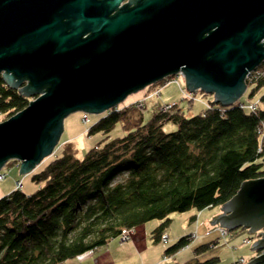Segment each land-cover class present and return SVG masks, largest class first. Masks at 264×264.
Segmentation results:
<instances>
[{"label":"water","instance_id":"obj_1","mask_svg":"<svg viewBox=\"0 0 264 264\" xmlns=\"http://www.w3.org/2000/svg\"><path fill=\"white\" fill-rule=\"evenodd\" d=\"M263 40L264 0H0V75L34 99L0 123V171L14 160L30 175L55 153L69 114H104L178 75L229 107L264 62ZM219 209L207 228L264 230V178ZM257 235L249 250L262 253L247 264L264 261Z\"/></svg>","mask_w":264,"mask_h":264},{"label":"trees","instance_id":"obj_2","mask_svg":"<svg viewBox=\"0 0 264 264\" xmlns=\"http://www.w3.org/2000/svg\"><path fill=\"white\" fill-rule=\"evenodd\" d=\"M260 68L264 71V62ZM250 87L245 92L249 100L263 90L254 112L240 108L241 103L225 108L209 103L188 117L173 103L144 121L146 103H133L104 113L87 130L88 137L102 139L82 159L66 142L30 174L35 190L15 188L0 198V264L78 260L153 220L158 225L151 239L157 244L167 236L174 214L222 206L242 182L264 178V75ZM32 99L0 75L1 116H14ZM166 123L176 130L165 133ZM117 125L124 134L111 138ZM243 165L248 173L239 178ZM225 185L231 188L225 191ZM191 240L192 234L179 238L163 255L176 254ZM216 243L198 246L182 264H218L217 257H199Z\"/></svg>","mask_w":264,"mask_h":264},{"label":"rangeland","instance_id":"obj_3","mask_svg":"<svg viewBox=\"0 0 264 264\" xmlns=\"http://www.w3.org/2000/svg\"><path fill=\"white\" fill-rule=\"evenodd\" d=\"M174 79L177 80V83H174ZM245 82H246V80H245ZM254 82L255 81L251 80V79H249V82L248 81L246 82V85H247L246 91L248 90V88H251L250 86L253 85ZM153 87H158V88L154 89ZM200 92L201 91L197 90L196 93H194V94L190 93L186 88L184 78L182 77V75H178L177 77H174V78L172 77V79L169 82H167L163 85L160 83H155V84H152V85L146 87L143 90L138 91L137 93L129 95L122 103H120L118 105V108L130 105L133 103H139V102L146 103L145 104L146 107L143 110V114H144V121H147L151 117L154 110H157L158 108H162V107H164V105L176 103L179 105V108H181L183 110L185 115L190 117V116L196 115L199 112H201L202 110H204L206 108L204 104L213 103L214 99H213L211 94L201 96ZM262 92H263V90H260L259 92H257L256 96H254V99H252V100H249L247 93L243 94L242 97L236 103H241V104H252L253 103L254 106L258 107V105H259L258 98ZM140 94H143V97L141 99H139L136 102L130 103V101L135 100ZM193 98H194V100L192 101L191 106H190V103L188 100L193 99ZM32 100H34V99H32ZM102 115L103 114L88 115L89 121L84 122L83 121L84 113L74 112V113L69 114L63 121V133L60 137L59 145L56 148L53 156H55L57 153H59L60 147L62 144L66 143V142H70L73 144V146L75 147V149L77 151V158L82 159L84 157L85 153L90 148H92L99 140L102 139L100 137L97 138V136L96 137L95 136L94 137H88V135H87L88 128L91 127L97 120H99ZM6 120H7L6 117L0 115V123L4 122ZM175 130H176V126L172 125L171 123H166L163 126V131L165 133H171ZM123 134H124V132H123L122 128L119 125H117L114 128V130L111 132L110 136H111V138L121 137ZM53 156H51V157H53ZM46 160H44L43 162H45ZM14 166H18V164L17 165L16 164L8 165V167L5 166L0 171L2 173L6 174L5 179L0 182V198L4 195H7L11 191H13V189H15L16 181L21 180V182L23 184L22 191L25 193H30L37 188V186L31 182L30 175H26V176L19 175V173H18L19 169L17 167H14ZM247 173H248L247 166L243 165L241 167V169L239 170V173H238L239 178L245 177L247 175ZM229 188H231V187H228L227 185H225L224 190L226 191ZM220 207L221 206H215L214 208H212V218L214 216L222 213L219 209ZM205 209H206V212L210 211V210H208V208H205ZM197 211H199V210H197ZM195 213H196V211L194 209L192 212L185 213V215L184 214L183 215L182 214H174L173 216H171L172 221L169 223V226L166 228V230H168V231L170 230V233H172V232L173 233H175V232H178V233L183 232L184 233V230L187 227H189V220H190L191 216L195 215ZM204 214H206V213H204ZM185 222L187 225L185 224ZM157 223L158 222L155 220L150 221V222L140 226L139 230L140 229L144 230V231L147 230L148 233H150L153 230V228L155 227V225L153 226V224H156V226H157ZM183 225L185 226V228L183 227ZM194 227H196V225H194ZM194 227H193L194 231L195 230L197 231V228L195 229ZM207 227H206V230L208 229ZM213 228H215V229H213ZM221 229L222 228H219L217 226H212L210 228V230H212V239H214L216 237L217 239L214 241L218 240L217 241L218 244L210 247L206 252L199 255V257H201L200 259H206L204 257H207V256H208V258L217 257V258H219L218 264H232V262L235 259H239L241 257H244V259H246L248 262L252 253H255V251L249 250L250 246L254 242H256L260 239L259 235H257V234L264 232L262 230L260 232L253 234V233H248V229L238 228V229H235L231 232L227 231V235L224 237L221 235ZM198 230H199V232L202 231L200 229H198ZM214 231H215V233H214ZM199 232L197 231L196 235H198ZM207 232H208V230H207ZM230 233H232L231 237H229ZM194 235H195V233H194ZM195 236H194V238H195ZM244 239L250 241V243L245 244ZM118 241L120 244H126L130 240L127 242H124V243L121 242L120 239H118ZM162 244H164V243L162 242ZM150 254L154 255L156 253L152 252Z\"/></svg>","mask_w":264,"mask_h":264},{"label":"crops","instance_id":"obj_4","mask_svg":"<svg viewBox=\"0 0 264 264\" xmlns=\"http://www.w3.org/2000/svg\"><path fill=\"white\" fill-rule=\"evenodd\" d=\"M142 97L143 94H140L135 100L130 101V103L136 102ZM204 105L205 107L208 106V104ZM193 210L194 209H190L179 214L185 215V213L192 212ZM208 210L210 211L206 212V209L197 211L195 209L196 213L195 215L191 216L189 220V227L186 228L187 230H184V233H170V230H166L165 233L167 234L168 239L167 242L164 244H162V242L156 244L152 241L151 232L157 227L156 224H153V226L155 225V227L150 233H148L147 230H139V227L136 228L131 233L130 241L126 244H120L118 239H114L108 242L106 246L96 250L92 254L86 255L82 259H73L67 261L64 264H182L187 260L193 258V251L195 248L207 243H211L212 241L217 239L216 237L212 239V231L210 230V228L207 229L208 232L206 230V227L209 226L208 222H210L212 219V208H208ZM194 225H196V227H194ZM183 227L185 228L184 225ZM193 227L195 229L197 228L198 232V229L202 230L199 232L200 234L198 233V235H196L197 231H194ZM194 233L196 236L191 240L190 244L187 247L180 250L174 255H163L165 249L174 244L179 238ZM216 244H218V242ZM152 252H155L156 254L151 255L150 253ZM253 257H255L254 253H252V255L250 256L249 261ZM204 258L207 259L208 256ZM240 260H244L246 263L249 262H247L244 257H241L239 259H235L232 263L238 262Z\"/></svg>","mask_w":264,"mask_h":264},{"label":"built area","instance_id":"obj_5","mask_svg":"<svg viewBox=\"0 0 264 264\" xmlns=\"http://www.w3.org/2000/svg\"><path fill=\"white\" fill-rule=\"evenodd\" d=\"M263 42H264V40H263ZM263 75H264V71H263V70L260 68V66H259L258 68H256L255 70L251 71V72L247 75V77H246V82H247V81L249 82V79L254 80V81L256 82L258 79L262 78ZM171 79H172V78H171ZM171 79H170V80H171ZM170 80L168 79V80L166 81V83L169 82ZM174 83H177V80L174 79ZM258 102H259V100H258ZM142 104H143L142 102L137 103L138 106H141ZM172 106H173V105H170V104H168V105H164V107H162V110H163V111H167V110H169ZM240 108H242V109H244V110H246V111L254 112V111L257 109V106H254L253 103H252V104H243V105L240 106ZM83 121H84V122H88V121H89L88 114H84ZM262 132H264V127L262 128ZM5 177H6V174L0 172V182L3 181V180L5 179ZM22 187H23V185L21 184V181L16 182V186H15L16 189L21 190ZM131 233H132V232H126V231H123V232H122V235H121V237H120V241L123 242V243L129 241V240H130ZM221 235L225 237V236L227 235V231L224 230V229H221ZM194 236H195V235L192 234V239L194 238ZM167 239H168L167 236H166V235H163V236L161 237V242L166 243V242H167ZM244 243H245V244H249L250 241L245 240ZM88 255H89V254H88ZM83 257H84V256H80V257H78V259H82ZM238 264H245V261H244V260H240Z\"/></svg>","mask_w":264,"mask_h":264},{"label":"flooded vegetation","instance_id":"obj_6","mask_svg":"<svg viewBox=\"0 0 264 264\" xmlns=\"http://www.w3.org/2000/svg\"><path fill=\"white\" fill-rule=\"evenodd\" d=\"M27 84V82L26 81H24V83H23V86H25ZM264 231V230H263Z\"/></svg>","mask_w":264,"mask_h":264}]
</instances>
